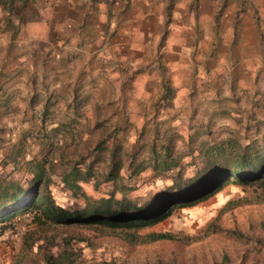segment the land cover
Wrapping results in <instances>:
<instances>
[{
  "label": "rangeland",
  "instance_id": "obj_1",
  "mask_svg": "<svg viewBox=\"0 0 264 264\" xmlns=\"http://www.w3.org/2000/svg\"><path fill=\"white\" fill-rule=\"evenodd\" d=\"M28 1L0 0L2 212L18 189L70 211L142 206L211 159L249 148L264 162V0ZM74 171L79 188L64 182ZM0 264H264V182L233 177L139 231L17 214L0 224Z\"/></svg>",
  "mask_w": 264,
  "mask_h": 264
},
{
  "label": "trees",
  "instance_id": "obj_2",
  "mask_svg": "<svg viewBox=\"0 0 264 264\" xmlns=\"http://www.w3.org/2000/svg\"><path fill=\"white\" fill-rule=\"evenodd\" d=\"M261 160L262 158L260 159L254 153L249 152V148L244 149V152L237 157L232 166H224L211 159L206 166L209 169L208 174L198 179L195 184L194 181L193 183L189 182L186 186L176 183L175 188H173L174 191L160 194L154 203L142 206L136 205L128 199L116 200L111 197L89 204L84 210L70 211L57 205L52 197L46 195L41 196L39 194L36 200L28 202L26 197L30 196L34 199L36 196L18 189L10 198L11 204H13L10 211L2 212L0 210V224L7 222L11 216L26 215L38 210L47 222L69 228L87 225L107 229L111 232L139 231L165 221L176 210L205 202L222 190L233 177L244 183L264 182V162ZM172 166L174 165H171L169 160H165L156 164L155 168L156 170L168 171ZM119 167V165H112L109 176L112 179H109L110 181L115 180ZM138 172L140 171L136 173ZM79 174V171H74L65 175L64 182L79 188L78 183L81 180ZM38 216L36 219L39 221L42 218ZM150 238L156 241L165 238V236L152 235Z\"/></svg>",
  "mask_w": 264,
  "mask_h": 264
},
{
  "label": "crops",
  "instance_id": "obj_3",
  "mask_svg": "<svg viewBox=\"0 0 264 264\" xmlns=\"http://www.w3.org/2000/svg\"><path fill=\"white\" fill-rule=\"evenodd\" d=\"M30 1H28V5H31L32 7L37 8L38 1L37 0H35L36 2L35 1L30 2ZM40 10H41L40 8L38 10L36 9V11H34V13H31V11H32L31 9H30V11L28 10V13L25 14L26 19L28 21H31L32 20L34 22L35 21H42V14H41V11ZM4 16H5L4 5L3 4H0V25H2V23L4 21Z\"/></svg>",
  "mask_w": 264,
  "mask_h": 264
}]
</instances>
